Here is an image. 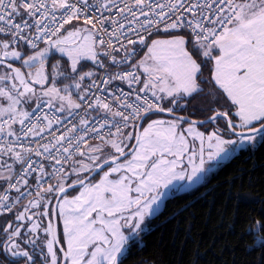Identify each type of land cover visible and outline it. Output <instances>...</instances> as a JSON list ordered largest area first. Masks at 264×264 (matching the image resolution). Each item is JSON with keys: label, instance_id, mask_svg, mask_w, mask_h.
<instances>
[{"label": "snow or ice", "instance_id": "snow-or-ice-1", "mask_svg": "<svg viewBox=\"0 0 264 264\" xmlns=\"http://www.w3.org/2000/svg\"><path fill=\"white\" fill-rule=\"evenodd\" d=\"M258 146L264 0H0V264H126L167 197Z\"/></svg>", "mask_w": 264, "mask_h": 264}, {"label": "trees", "instance_id": "trees-1", "mask_svg": "<svg viewBox=\"0 0 264 264\" xmlns=\"http://www.w3.org/2000/svg\"><path fill=\"white\" fill-rule=\"evenodd\" d=\"M264 212V147L238 150L208 182L165 200L126 264H256L245 233ZM155 258V261H153Z\"/></svg>", "mask_w": 264, "mask_h": 264}, {"label": "rangeland", "instance_id": "rangeland-1", "mask_svg": "<svg viewBox=\"0 0 264 264\" xmlns=\"http://www.w3.org/2000/svg\"><path fill=\"white\" fill-rule=\"evenodd\" d=\"M196 103V105L197 106H199V104L201 103L200 101H196L195 102ZM238 152V150L236 151V152H234L233 154H231L228 158H226V159H223V160H221V161H219L218 163L217 162H213L210 166H209V168H210V171H209V173L207 174V181H202L200 184H197V185H194L193 187H191L190 189H188V190H191V189H193V188H195V187H197V186H199V185H201V184H204V183H206V182H208V180L211 178V176H212V174H213V172H215L222 164H224L226 161H228L234 154H236ZM187 190V191H188ZM182 192H185V191H181V192H178V193H182ZM174 194H177V193H174ZM173 194V195H174ZM170 196H172V195H170ZM169 196V197H170ZM168 198V197H167ZM166 198V199H167ZM165 203V202H164ZM162 208H163V206H162ZM161 208V209H162ZM152 219V218H151ZM150 219V220H151ZM150 220L148 221V224H149V222H150Z\"/></svg>", "mask_w": 264, "mask_h": 264}]
</instances>
